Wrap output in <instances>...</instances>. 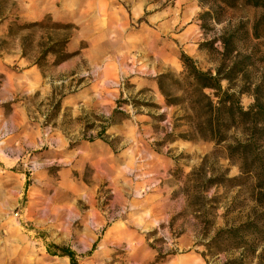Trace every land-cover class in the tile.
<instances>
[{"label":"rangeland","instance_id":"rangeland-1","mask_svg":"<svg viewBox=\"0 0 264 264\" xmlns=\"http://www.w3.org/2000/svg\"><path fill=\"white\" fill-rule=\"evenodd\" d=\"M263 12L0 0V264H70L64 250L79 264H207L206 244L264 191L263 126L231 117L264 105ZM183 52L221 71L231 102L189 77Z\"/></svg>","mask_w":264,"mask_h":264},{"label":"trees","instance_id":"trees-1","mask_svg":"<svg viewBox=\"0 0 264 264\" xmlns=\"http://www.w3.org/2000/svg\"><path fill=\"white\" fill-rule=\"evenodd\" d=\"M247 2L250 5L261 7L264 10V0H247ZM139 21H142V19ZM30 26L35 25H24L23 28H28ZM54 26L56 25H53L52 27L54 28ZM262 26H264V12L255 24L254 28L256 34L259 33ZM12 27L13 24L10 26V31L12 30ZM20 28L22 29V27ZM228 43L229 40L226 39L224 41L225 51L227 50ZM51 50L52 49L47 52H51ZM226 53L227 51L225 52L224 56L226 55L227 58L228 55ZM182 62L184 68L186 71H188L189 77H192L194 80H196L197 84L202 90L206 88L213 89L216 96L220 97V102L230 101L234 96L235 92H230L229 90L223 89L221 83L222 74L220 70H218L216 75L211 72H204L200 70L195 65L193 59L184 52L182 53ZM246 68L247 67L243 66L242 70H246ZM161 77L163 81V78L165 79L167 76L162 75ZM225 78L229 77L226 76ZM160 88L167 96L165 93V88L163 87V82H161V78ZM244 90L245 89H242L241 92L244 93ZM204 96L210 100L208 95L205 94ZM209 108L211 109V112L214 111V108L217 110L216 118L218 127L222 121V118L220 117L221 108L214 107L211 100L209 101ZM231 117L232 120L240 119L245 123L254 122L259 124L263 126L264 131V105H260L259 102L252 105L248 110H245L240 105L238 112L235 111ZM213 118L211 116V119ZM209 132L211 133V137H216L217 134H220V131L218 129L215 130L214 128H212ZM256 202L258 203L256 206L258 209H255L253 214L248 216L247 220L239 225L227 226L220 229L206 244L208 253L204 252L202 255L205 258L207 264H264V191H260V193L257 195ZM64 252L69 257L70 264H79L77 255L75 253L70 250H64ZM234 252H238L239 256L229 257L220 263H211V260L208 258V256H210L212 259L219 254H228ZM159 257L160 258H158V260L165 258V256L162 254H160Z\"/></svg>","mask_w":264,"mask_h":264}]
</instances>
